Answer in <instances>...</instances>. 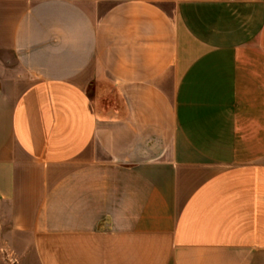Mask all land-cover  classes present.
<instances>
[{"label": "crops", "instance_id": "crops-1", "mask_svg": "<svg viewBox=\"0 0 264 264\" xmlns=\"http://www.w3.org/2000/svg\"><path fill=\"white\" fill-rule=\"evenodd\" d=\"M39 264H264V0H0V247Z\"/></svg>", "mask_w": 264, "mask_h": 264}, {"label": "rangeland", "instance_id": "rangeland-1", "mask_svg": "<svg viewBox=\"0 0 264 264\" xmlns=\"http://www.w3.org/2000/svg\"><path fill=\"white\" fill-rule=\"evenodd\" d=\"M22 247L12 244L0 247V264H39L32 247L30 237L22 235Z\"/></svg>", "mask_w": 264, "mask_h": 264}]
</instances>
